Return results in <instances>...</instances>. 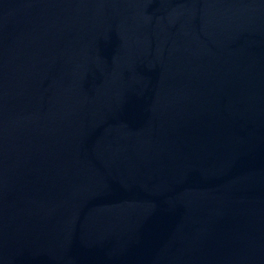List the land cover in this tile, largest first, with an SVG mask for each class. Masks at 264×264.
<instances>
[{"label":"water","instance_id":"1","mask_svg":"<svg viewBox=\"0 0 264 264\" xmlns=\"http://www.w3.org/2000/svg\"><path fill=\"white\" fill-rule=\"evenodd\" d=\"M0 264H264V0H0Z\"/></svg>","mask_w":264,"mask_h":264}]
</instances>
